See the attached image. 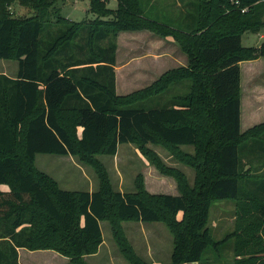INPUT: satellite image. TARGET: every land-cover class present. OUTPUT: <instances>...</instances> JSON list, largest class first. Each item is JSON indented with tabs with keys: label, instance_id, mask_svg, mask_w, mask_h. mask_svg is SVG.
<instances>
[{
	"label": "trees",
	"instance_id": "obj_1",
	"mask_svg": "<svg viewBox=\"0 0 264 264\" xmlns=\"http://www.w3.org/2000/svg\"><path fill=\"white\" fill-rule=\"evenodd\" d=\"M55 2L0 0V59L18 64L14 77L0 72V264H20L21 247L55 249L75 264H88L84 257L104 241L101 221L109 222L131 264H154L128 240L124 222L133 220L165 222L174 236L172 264H198L209 245L221 243L207 226L212 202L264 201V122L242 131L241 69L242 61L264 57V40L257 47L242 43L246 31L264 25L257 19L264 0H198L190 31L147 17L141 0H118L116 9L92 0L94 12L113 18L89 22L50 19ZM16 3L33 12L19 14ZM85 29L87 41L84 31L75 47ZM140 30L171 36L189 63L120 95L117 37ZM182 85L187 92L160 98ZM122 143H136L149 162L177 180L180 194H152L142 178L136 193L114 189L95 156L114 155ZM149 144L163 145L193 167L194 183ZM187 145L194 153L183 149ZM38 153L90 162L100 187H60L37 168ZM238 264H264V255Z\"/></svg>",
	"mask_w": 264,
	"mask_h": 264
},
{
	"label": "rangeland",
	"instance_id": "obj_2",
	"mask_svg": "<svg viewBox=\"0 0 264 264\" xmlns=\"http://www.w3.org/2000/svg\"><path fill=\"white\" fill-rule=\"evenodd\" d=\"M103 1L106 3L107 8H115L118 3V0ZM141 1L149 17H159L162 19L161 22L182 25L181 22L170 20L172 13L171 1L173 0ZM91 3L92 0H56L50 8L48 16L52 20H56L61 15L70 20L88 22L94 19L108 20L113 18L112 15H101L94 12L91 9ZM13 7L19 14L29 15L33 12L24 4L16 3ZM257 10V19L264 22V5H261ZM191 14L192 16L196 14L194 7H192ZM84 31L87 41L88 33L85 29L80 32V38L78 37L73 41L75 47L81 43ZM263 37L264 25L257 30L246 31L242 37V43L245 46L257 47L264 40ZM243 64H255L250 67L246 66L244 69L245 84L242 94L246 107L244 113L247 118L249 109H252L254 105H258L264 112V104H257L256 98L252 94L251 87L253 89V84L251 85L252 76L250 74L252 71L256 72L255 82L264 85V57L244 60ZM164 67L166 68L162 69L166 70L169 67H174V64ZM0 68L5 69L9 74H15V72L17 73L18 64L16 60L0 59ZM124 70L121 71L119 85L123 86L127 92L119 89L118 94L120 95H126L144 88L158 79L156 76L157 78L154 81L151 80L152 76L148 75L146 70H143V82L135 83L132 78L128 79L129 77ZM159 70L161 71V69ZM146 78H149V80H146ZM144 81L148 82L144 83ZM185 86L182 85L180 88L168 90L160 98L163 100L169 98L172 93L187 92L189 88ZM260 102L262 103V101ZM254 121L258 124L259 122L262 123L264 122V116H259ZM247 122L249 121L246 119L244 121V131L247 127H249L248 129L252 127V124L249 126ZM148 147L154 150L167 166L181 170L186 174L189 182L194 183L196 171L193 167L176 159L161 144H149ZM183 149L190 153L195 151L192 145L183 146ZM95 157L100 161L109 176L112 187L116 190L136 193L138 191V180L142 178L146 190L152 194H180L177 180L173 176L162 172L154 163L149 162L146 156L140 152L136 143H122L116 154L100 153ZM36 166L39 170L52 176L64 189L94 191L100 187V178L95 167L77 155L38 153ZM207 226L213 239L221 241V243L217 246L209 245L198 264H238L240 260L246 259L251 254L264 255V201L262 203H238L233 199L216 200L211 204ZM101 228L104 237L103 243H105L99 254L96 252L84 257L88 264H131L117 245L109 222L101 221ZM124 228L136 253L148 263L172 264L174 236L165 222L125 221ZM20 249L21 251L18 248V252L22 253V260L25 264H75L70 257L55 249L30 250L22 247Z\"/></svg>",
	"mask_w": 264,
	"mask_h": 264
},
{
	"label": "crops",
	"instance_id": "obj_3",
	"mask_svg": "<svg viewBox=\"0 0 264 264\" xmlns=\"http://www.w3.org/2000/svg\"><path fill=\"white\" fill-rule=\"evenodd\" d=\"M197 1L198 0L171 1L172 13L170 20L181 22L182 25H178V24L176 25L172 22L169 23L165 22V23L183 31H190L189 28L192 27L193 24L195 25V22L197 21L196 17L192 16L191 14L192 7L195 6V3ZM111 8L115 9L114 7ZM145 15L149 17V15H147L146 13V10H145ZM152 19L158 21L162 20L159 17H154V16ZM244 35L245 33L243 34V36ZM116 42H117V51H116V63L114 68L116 71V89L118 93H119V89H122L124 90V92H127V90H125L123 86L121 87L119 85L120 74L121 71H123V69H125L124 71L127 73L129 77L128 79L132 78V81H135V83L136 82L141 83L143 82L142 81L143 70H146L148 72V75L152 76L151 80L154 81L157 77L161 76L166 70L179 66H186L189 63L188 55L182 51L178 43L175 42V40H173L171 36L165 38L149 30L122 31L118 34ZM243 63L244 61L241 62L242 91L245 84L244 69L246 66L250 67L255 65V64H243ZM169 64H174V67H169L166 70L162 69V68H166L164 66H169ZM159 69H161V71ZM0 72L13 77L16 76L17 74L16 72L15 74H9V72L3 68H0ZM250 74L252 76L251 85L253 84V89L251 87V91L256 98L255 101L257 104H264V85H260L259 83L255 82L256 72L252 71ZM146 80H149V78H146ZM146 82L148 81H144V83ZM260 101H262V103ZM245 109L246 107L244 105V97L242 94V131H244L243 130L245 128L244 121H246V119L249 121L247 122L249 126L252 124L253 127L254 125L258 124V123H254L255 122L254 120L259 116H264V112L262 111L263 109H260L258 105L257 106L254 105L252 109H249L247 118L245 117V113H244ZM248 128L249 127H247V129ZM104 243L101 245L97 254L101 252ZM19 251H21L20 248ZM21 254L22 253L19 252V262L20 264H25V262L23 263ZM154 264H160V263H154Z\"/></svg>",
	"mask_w": 264,
	"mask_h": 264
}]
</instances>
